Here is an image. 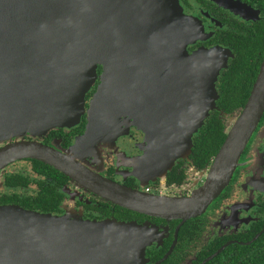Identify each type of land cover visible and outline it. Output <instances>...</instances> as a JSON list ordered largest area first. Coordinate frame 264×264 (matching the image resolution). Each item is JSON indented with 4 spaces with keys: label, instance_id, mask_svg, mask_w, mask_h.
Listing matches in <instances>:
<instances>
[{
    "label": "water",
    "instance_id": "1",
    "mask_svg": "<svg viewBox=\"0 0 264 264\" xmlns=\"http://www.w3.org/2000/svg\"><path fill=\"white\" fill-rule=\"evenodd\" d=\"M191 21L179 0H0V142L78 124L86 94L101 77L86 131L72 148L62 152L23 139L8 143L0 148V169L35 158L83 177L77 158L116 140L122 116L154 138L139 160L142 172L171 168L192 144L190 125L198 131L216 106V78L227 64L219 49L189 55ZM263 111L264 64L245 108L231 128L226 124L207 180L192 198L148 195L102 177L95 188L133 210L197 214L228 184ZM139 229L115 219L0 205V264H135Z\"/></svg>",
    "mask_w": 264,
    "mask_h": 264
},
{
    "label": "flooded vegetation",
    "instance_id": "2",
    "mask_svg": "<svg viewBox=\"0 0 264 264\" xmlns=\"http://www.w3.org/2000/svg\"><path fill=\"white\" fill-rule=\"evenodd\" d=\"M179 3L192 19L189 55L219 49L223 59L227 57V64L216 78L218 96L210 114L218 111L223 121L227 115L236 120L264 64V0ZM102 71L99 65V75ZM193 81L196 78L190 80ZM100 83L98 76L86 94L78 124L51 128L41 135L27 132L1 141L0 148L23 139L39 141L62 152L69 150L86 131L91 100ZM223 96L229 97L225 103L230 109L220 106ZM122 119L123 132L116 140L102 142L77 158L83 177H70L35 158H21L0 169V205H18L70 218L134 223L140 228L134 235L135 264H264V111L228 184L208 206L189 217L149 214L116 204L95 188V180L102 177L148 195L192 198L205 184L221 146L208 157L201 155L195 149V136L201 126L171 168L143 173L139 160L154 138L147 136L134 119ZM40 161L56 171L38 168ZM9 179L20 184L11 185Z\"/></svg>",
    "mask_w": 264,
    "mask_h": 264
},
{
    "label": "trees",
    "instance_id": "3",
    "mask_svg": "<svg viewBox=\"0 0 264 264\" xmlns=\"http://www.w3.org/2000/svg\"><path fill=\"white\" fill-rule=\"evenodd\" d=\"M223 99V102L220 103V106H223L227 109H230V107L226 106L225 100L229 97L223 96L220 97ZM228 112V111H227ZM226 123L221 118V113L218 111H213L210 116L205 120L204 124L202 125L201 129L198 131V133L195 136V149L201 154H205L206 157L207 154H214L218 150V148L221 146V144L224 142L227 131H226ZM42 166L44 168H48L49 166L44 164L43 162H37V167ZM53 170L52 168H48ZM20 184L18 181H14L9 179V184L15 185ZM48 190V189H46ZM49 194V193H46ZM47 208V207H45Z\"/></svg>",
    "mask_w": 264,
    "mask_h": 264
},
{
    "label": "rangeland",
    "instance_id": "4",
    "mask_svg": "<svg viewBox=\"0 0 264 264\" xmlns=\"http://www.w3.org/2000/svg\"><path fill=\"white\" fill-rule=\"evenodd\" d=\"M211 109H212V108H211ZM211 109H210V110H211ZM205 118H206V116H205ZM205 118H204V119H205ZM234 120H235V118H231V119H230L229 115H227V117H225V119H224L225 123L229 125L228 127H231V126H232ZM121 121H123L122 118L120 119V122H121ZM121 124H122V122H121ZM190 124H191V123H190ZM196 131H197L196 128L194 129V124H191L190 127L188 128V133H190V134L193 136L194 133H195ZM192 136H191V137H192ZM83 157H84V156H83ZM83 157H81V158H83ZM142 168H143V167H142Z\"/></svg>",
    "mask_w": 264,
    "mask_h": 264
}]
</instances>
